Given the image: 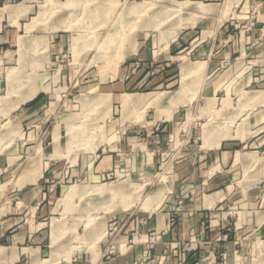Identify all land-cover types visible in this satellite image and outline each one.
I'll return each mask as SVG.
<instances>
[{
    "label": "crops",
    "instance_id": "obj_1",
    "mask_svg": "<svg viewBox=\"0 0 264 264\" xmlns=\"http://www.w3.org/2000/svg\"><path fill=\"white\" fill-rule=\"evenodd\" d=\"M173 1L176 8L172 14L190 11L193 15L185 17L188 24H184L191 22L192 26L179 25L182 28L171 40L169 49L155 43L151 46L147 38L140 42L138 53L130 58L121 77L110 86L111 96L120 102L123 114L131 108L135 115L131 112L123 117L120 125L124 133L118 147L109 146L88 168L93 179L91 188L106 196L105 203L101 204L106 205L101 218L108 222L121 220L123 236L127 237L125 242L136 229L140 234L129 246L111 255L98 249L89 251L88 256L87 251L68 250L57 244L63 222L61 218L52 217L55 197L43 180L49 162L35 163L10 190L9 200L16 206L0 214V264H264V181L258 182L264 173V153L256 149L264 132V85L258 84L257 73H249L248 69L239 71L237 67L251 41L250 46L256 51L264 48V20L255 24L259 39L253 34L245 40L229 32L233 22L223 20L226 0ZM36 2L0 0V62L2 57L14 55L19 60H33L31 49L37 43L36 37H31L29 31L17 35V30L22 26L32 29L28 20ZM240 2L242 11L255 5L260 13L264 12V0ZM211 7L219 12L211 14L208 12ZM134 11L133 7L131 13ZM156 14L161 17L165 12L157 10ZM21 39H25L24 48ZM231 78V91L239 96L242 93L241 98L254 109L250 117L251 124L257 125L254 131L241 132V138L231 140L214 138L207 133L206 141L199 144V137L191 129L184 137L182 148L168 150L173 136L178 139L181 134L173 128V120L176 119L177 124L183 120L180 110L210 108L215 98H220L223 92L229 93L230 88L227 90L226 86ZM194 81L198 82L196 86ZM253 87H259L258 93L250 96L247 92ZM31 88H23L20 91L23 93L9 104L6 115L12 114L14 119L4 124L10 125V131L20 127L21 119L29 120L45 107L47 90ZM151 94H154L152 100L145 101ZM126 95L131 96V103L124 105ZM165 109L171 111L167 113ZM43 123L44 120L39 127L42 128ZM33 133L31 128L30 134ZM247 147L250 150H246ZM58 153L59 148L55 147L52 155ZM169 157L171 163L164 167L161 161ZM258 160L262 165L257 166ZM37 166L39 170L34 169ZM77 169L71 172L79 171ZM152 169L160 170V174L169 173L171 180L159 184L154 195L146 198L147 203L154 200L152 210L134 209L137 201L130 206L131 194L126 191L133 182H124ZM103 181L106 182L99 183ZM78 188L71 186L61 198L68 200ZM119 194L129 197L115 208L114 196ZM237 207L247 211V227L243 230L234 226L229 212ZM48 218H53L54 222L49 230ZM100 230L99 233L104 234L105 229ZM153 231L158 232L157 237L154 243L148 244L146 240Z\"/></svg>",
    "mask_w": 264,
    "mask_h": 264
},
{
    "label": "rangeland",
    "instance_id": "obj_2",
    "mask_svg": "<svg viewBox=\"0 0 264 264\" xmlns=\"http://www.w3.org/2000/svg\"><path fill=\"white\" fill-rule=\"evenodd\" d=\"M36 1L28 20L33 25L32 29L27 30L22 26L17 30V35L29 31L31 37H36L34 41L37 43L31 49L33 60H19L14 55L2 57L0 62V214L9 212L10 206H16L9 200L10 190L15 188L17 179L23 172L32 164L49 162L43 180L50 194L55 197L52 217L61 218L63 222L59 237H54V240L57 239V244L68 247V250L76 248L82 252L87 251L85 255L88 256L89 251L98 249L111 255L121 251L115 248L110 253L112 243L118 240L124 244L127 237L121 231V220L117 218L108 222L101 218L106 206L101 204L105 203L106 196L91 188L93 179L88 172L97 155L109 146L113 149L118 147L124 133L121 121L132 112L128 108L123 114L120 102L111 96L110 86L121 77L130 58L138 53L139 44L144 38L148 39L151 46L155 43L162 49H169L178 29L192 26L191 22L185 25L187 20L184 18L193 14L186 11L184 14L173 15L176 8L173 0ZM241 6L240 0L225 2L223 20L226 23L233 22L229 32L242 36L245 40L253 34L255 39H259L254 28L255 24L264 20V12L260 13L259 7L255 5L242 11ZM133 7L135 11L131 13ZM157 10H163L165 14L157 17ZM208 12L217 14L219 10L211 7ZM59 25L61 27L57 28ZM63 25L69 27H62ZM251 42L246 51H243L237 67L239 71L248 69L249 73H257V79L260 80L258 84L264 85V48L256 51L255 47L251 48ZM17 45L15 43L14 48ZM25 52V49L22 50L23 55ZM229 66L230 64L226 67ZM193 83L195 86L198 84L197 81ZM232 84L231 78L226 86L227 90L230 88L229 93L223 92L220 98H215L210 108L190 107L189 110H180L183 120L179 124L176 119L173 120V128L178 134L181 133V138L176 139L173 134L168 150L182 148L185 144L184 137L191 129L199 137V144L206 141L207 133L214 138L220 136L231 140L241 138V132L254 131L257 125H252L250 120L254 109L249 106L251 103L241 98L242 93L239 96L231 91ZM9 86L12 88L10 91ZM27 87L29 90L31 87H44L47 90L44 93L45 107L33 118L21 119L20 127L10 131V125H5L4 122L14 118L12 114L6 115V111L10 102L19 97L23 93L20 91ZM258 89L259 87H253L247 93L254 96ZM153 96L151 94L145 101H151ZM164 111L169 113L171 110ZM131 114L135 115L134 112ZM43 120L45 123L41 128L39 126ZM31 128L34 129L33 134H30ZM262 135L256 149L264 153V132ZM243 146L241 143L240 147ZM55 147L59 148V153L53 156ZM246 150L250 148L247 147ZM157 157L161 155L157 154ZM170 160L169 157L161 163L164 162V167H169ZM262 163L258 160L257 166ZM73 168H78L79 171L71 172ZM34 169L39 170L40 167ZM160 173V170L157 172L152 169L134 180L124 182H133V186L129 184L126 187V191L131 194L130 206L137 201L134 209L154 208V200L147 203L146 198L150 194L154 195L153 191L159 184L171 180L169 173ZM259 181H264V173L259 176ZM71 186L80 188L65 201L61 195ZM128 197L126 194L115 195L114 207L120 206ZM96 198L97 204H94ZM40 201L39 199L37 203ZM229 212L234 226L242 230L247 227L248 216L245 209L237 207L229 209ZM46 222L48 230L53 228V218H48ZM102 228L105 232L101 235L99 231ZM128 240H133V236L128 237Z\"/></svg>",
    "mask_w": 264,
    "mask_h": 264
},
{
    "label": "built area",
    "instance_id": "obj_3",
    "mask_svg": "<svg viewBox=\"0 0 264 264\" xmlns=\"http://www.w3.org/2000/svg\"><path fill=\"white\" fill-rule=\"evenodd\" d=\"M130 216H132V215H130ZM173 220H174V219H173ZM121 231H122V230H121ZM134 233H135V234L133 235V240L136 239V237L140 234V232H139L138 229H136V230L134 231ZM157 234H158L157 231H153V232H151V233L149 234L147 240H146L147 243H148V244H152V243H154V242H155V238L157 237ZM131 243H132V240H128V241L124 242V244H122V242L116 240V241H114V242L112 243V245H111L110 253H113L115 248H116V249H119V250H123L126 246H129V244H131ZM145 256H147V255H145Z\"/></svg>",
    "mask_w": 264,
    "mask_h": 264
},
{
    "label": "bare ground",
    "instance_id": "obj_4",
    "mask_svg": "<svg viewBox=\"0 0 264 264\" xmlns=\"http://www.w3.org/2000/svg\"><path fill=\"white\" fill-rule=\"evenodd\" d=\"M25 40V39H24ZM24 40L23 39H21V46L24 48L25 47V43H24ZM22 49V48H21ZM12 81V80H11ZM162 98V97H161ZM123 102H124V105H127V104H129V103H131V96H128V95H126L125 97H124V99H123ZM114 190V189H113Z\"/></svg>",
    "mask_w": 264,
    "mask_h": 264
}]
</instances>
